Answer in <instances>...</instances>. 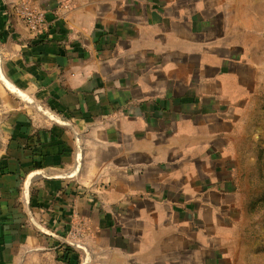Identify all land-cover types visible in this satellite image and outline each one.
I'll return each instance as SVG.
<instances>
[{
  "label": "crops",
  "instance_id": "obj_1",
  "mask_svg": "<svg viewBox=\"0 0 264 264\" xmlns=\"http://www.w3.org/2000/svg\"><path fill=\"white\" fill-rule=\"evenodd\" d=\"M20 1L0 0V264H264L239 167L264 150V0H31L41 32Z\"/></svg>",
  "mask_w": 264,
  "mask_h": 264
},
{
  "label": "rangeland",
  "instance_id": "obj_2",
  "mask_svg": "<svg viewBox=\"0 0 264 264\" xmlns=\"http://www.w3.org/2000/svg\"><path fill=\"white\" fill-rule=\"evenodd\" d=\"M260 10H264V1H262V6H259ZM0 63L3 65V57L0 52ZM3 71V66H2ZM1 79V76H0ZM261 95L264 94V72L261 74V87H260ZM257 109H262L264 111V95L261 97L260 101L256 103ZM256 109V111H257ZM262 111V112H263ZM246 130H245V137L246 141L254 142L259 141L260 139L264 138V131H255L254 127L257 126L258 122H264V112L259 114H254L250 116H246ZM254 140V141H253ZM248 146V143H247ZM259 155L261 156V162L258 163L253 160V157L249 155L246 157L241 164L240 173L244 176H248L247 182L245 184L246 190L253 192L251 198L259 199L263 198L264 195V150L260 151ZM258 154V153H257ZM259 157V156H258ZM252 158V159H251ZM262 194V195H261ZM261 210L258 211L261 217H264V199H261ZM255 217L254 214H252Z\"/></svg>",
  "mask_w": 264,
  "mask_h": 264
},
{
  "label": "built area",
  "instance_id": "obj_3",
  "mask_svg": "<svg viewBox=\"0 0 264 264\" xmlns=\"http://www.w3.org/2000/svg\"><path fill=\"white\" fill-rule=\"evenodd\" d=\"M17 10L32 27L39 30V32L43 31V23H45L44 13L36 8L31 0H21L17 5ZM2 66L0 63V76L3 75ZM85 237L86 232L81 225L72 228L68 240L64 241L65 246H67L65 250L82 249L81 243Z\"/></svg>",
  "mask_w": 264,
  "mask_h": 264
},
{
  "label": "trees",
  "instance_id": "obj_4",
  "mask_svg": "<svg viewBox=\"0 0 264 264\" xmlns=\"http://www.w3.org/2000/svg\"><path fill=\"white\" fill-rule=\"evenodd\" d=\"M65 256H66V261H67V260L69 259V255H68V254H66Z\"/></svg>",
  "mask_w": 264,
  "mask_h": 264
},
{
  "label": "bare ground",
  "instance_id": "obj_5",
  "mask_svg": "<svg viewBox=\"0 0 264 264\" xmlns=\"http://www.w3.org/2000/svg\"><path fill=\"white\" fill-rule=\"evenodd\" d=\"M3 76V75H2ZM2 76H1V78H2Z\"/></svg>",
  "mask_w": 264,
  "mask_h": 264
}]
</instances>
